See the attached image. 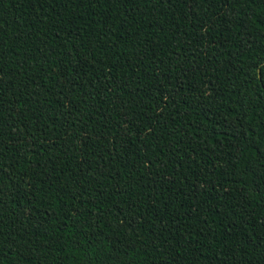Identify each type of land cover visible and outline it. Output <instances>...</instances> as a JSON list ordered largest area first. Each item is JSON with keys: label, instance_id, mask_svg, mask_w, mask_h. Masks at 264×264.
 I'll use <instances>...</instances> for the list:
<instances>
[{"label": "trees", "instance_id": "1", "mask_svg": "<svg viewBox=\"0 0 264 264\" xmlns=\"http://www.w3.org/2000/svg\"><path fill=\"white\" fill-rule=\"evenodd\" d=\"M0 264H264V0H0Z\"/></svg>", "mask_w": 264, "mask_h": 264}]
</instances>
